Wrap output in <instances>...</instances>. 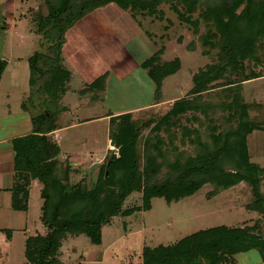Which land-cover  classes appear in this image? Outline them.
I'll return each instance as SVG.
<instances>
[{"label": "rangeland", "instance_id": "rangeland-1", "mask_svg": "<svg viewBox=\"0 0 264 264\" xmlns=\"http://www.w3.org/2000/svg\"><path fill=\"white\" fill-rule=\"evenodd\" d=\"M10 1L0 0V123L7 122L6 116L10 110L12 116L9 121L18 125L21 119L26 120L23 111L30 118L33 117L29 110L32 104L33 112L43 110L40 105L33 103L38 98L36 92L45 93L52 89L43 87V83L53 78L63 80L66 76L59 67L61 50L58 52L56 44L52 46L50 40L43 38V33L49 31L44 21L49 14L48 5L54 4L50 3L54 0H14V4ZM227 7L235 8L233 13L230 12L231 17L225 15ZM107 8L109 10L103 11L101 18L111 20L110 28L116 36L124 30L152 35H136L132 44L139 46L142 39L144 44L140 46L141 50L132 49L131 52L136 57L138 54L151 58L150 52L157 51L158 56L153 61H157L160 72L154 74L157 77L163 72L158 99L162 97L164 101L156 108L120 116L113 122L114 128H110L108 121H104L83 124L63 134L61 132L62 143L57 159H60V163L69 164L79 161L82 164L77 165L80 167L79 173L85 171L83 175L77 173L71 176L77 180L75 182H85L88 188L94 186L98 174L110 157L119 153V148L112 143V134L123 137L136 132L139 135L136 156L141 171L148 160L144 152L148 155L157 154L152 148L154 146L159 145L163 154L157 159L159 163L163 158L172 156L171 153L189 151V145H181L180 128L186 126L197 135L210 128V118L206 119L199 111L191 110L177 119L171 118V121L161 124L160 130L155 132L156 124L165 119L179 99L198 103L202 98V104L204 101L217 103L222 98V103H229L223 91L240 85L243 100L252 104L249 117L258 122L264 119V77L255 78L264 75V0H180L176 10L163 3L152 15L130 8L117 10L116 5ZM120 11L123 12L121 17ZM241 14L243 17L239 18ZM255 15L260 18H254ZM25 19L33 32L26 30L28 26L22 22ZM16 23L19 24L18 28L13 31ZM68 24L64 19L57 24L53 32L59 35L58 38L68 30ZM137 26L141 28L138 30ZM51 41L57 43V39ZM200 71H209V75L197 83L194 76ZM151 85L155 94L156 85L153 80ZM146 97L142 95V98L148 99ZM73 111L71 115L65 114L66 119H81L83 114L78 111L74 115ZM230 111H217L214 116L210 115L211 120L218 121L221 115L226 116ZM92 112H96V108ZM50 118L54 120L52 116ZM256 135L258 137L260 132L254 133L250 144L248 141L250 156L254 155L251 157L252 162L264 168V155H261L263 149L256 148L264 144V140L259 137L256 139ZM146 138H149V143L145 144L144 150ZM109 139L111 145L106 150ZM53 142L56 143L55 140ZM57 170L59 173L58 167ZM164 173L165 169H162L157 179ZM53 176H57V171L52 174V179ZM261 182H264V175ZM21 185L25 183L21 182ZM111 187L107 182L106 188ZM211 190V186L205 185L194 195L170 204L163 198H154L149 210L143 208L141 194L134 193L126 199L122 209L125 211L139 206L135 209L139 211L130 216L120 214L111 218L110 223L101 229L100 245H92L84 235L64 240L56 264H142V252L146 247L170 246L193 233L219 226L252 227L257 222L260 226L259 236L264 238V208L254 198L251 184L243 181L208 196ZM259 190L264 198V184L260 183ZM35 193L36 188L30 207L26 203L24 209L13 207V193L10 197L0 194V230L12 232L10 249L1 245L0 259L8 264H28L24 256L25 238L31 235L45 236L48 232L39 218L43 200ZM1 234L4 235L3 232ZM233 261L231 259L230 264H264L257 250L237 254Z\"/></svg>", "mask_w": 264, "mask_h": 264}, {"label": "trees", "instance_id": "trees-1", "mask_svg": "<svg viewBox=\"0 0 264 264\" xmlns=\"http://www.w3.org/2000/svg\"><path fill=\"white\" fill-rule=\"evenodd\" d=\"M179 2L180 0H54L50 2L54 4L48 5L49 14L44 21L45 28L49 31L43 33V38L50 40L52 46L56 44L59 52L62 38H58L59 35L53 31L63 19L69 23L66 27L69 28L86 14L110 3L122 10L130 8L152 15L163 3L176 10ZM225 10H227L225 15L230 16V12L233 13L235 8L227 7ZM241 17L242 14L239 18ZM256 17L260 18L259 15H255L254 18ZM64 32L61 33L62 36ZM54 39H57V43L51 41ZM157 56L158 53L141 64L142 68L147 69L150 79L155 82V101L159 100L161 94L163 73L157 77L154 74L160 72L157 61H153ZM209 71L198 72L194 76L195 82L203 81L209 75ZM39 73L41 74L40 71ZM59 81L61 80L57 78L47 80L43 87H56ZM240 87L236 85L223 91L224 98L229 103H222V98L217 103L204 101L202 104H200L202 98L198 103L194 101L188 103L186 99L177 100L172 111L156 124L155 132L160 130L161 124L168 123L171 118L177 119L191 110L199 111L206 119L209 117L210 128L205 133L197 135L186 126H182L181 145L187 144L191 149L171 153L172 156L163 158L159 163L157 159L163 154L159 145L154 146L152 148L157 154L148 155L144 152L148 160L142 171L136 156L139 135L136 132L123 137L112 134V143L119 148V153L110 157L92 188H88L85 182L80 184V181H72L71 176L79 173L80 167L74 168L71 164L60 163L57 159L59 149L47 136L53 128L49 122L50 118L42 112L32 117V133L13 140L12 145L15 157L25 165L26 185L30 180H38L43 185L41 189L43 202L39 218L48 232L45 236L31 235L25 238L26 263L56 264L62 242L69 238L84 235L92 245H100L101 229L110 223L111 218L120 214L130 216L139 211H135L139 206L125 211L122 209L126 199L134 193L141 194L142 206L149 210L151 200L154 198H163L170 204L194 195L205 185L211 186L212 190L208 196H212L245 181L252 185L254 198L264 208V198L259 190L260 183L264 184L261 182L264 168L251 161L248 145L253 132L264 131V119L259 123L249 117L248 112L252 104H247L243 100ZM224 110L231 111L226 116L221 115L218 121L211 120L210 115L214 116L215 112ZM185 121L187 122V118ZM148 143L149 138H146L143 143L144 150L145 144ZM162 169H165V173L157 179ZM54 171H57V176H53L52 179ZM83 173L85 174V171L82 170L79 174ZM107 182L111 188H106ZM27 199L28 190L25 185L16 184L13 188V207L26 208ZM259 231L260 226L257 222L252 227L219 226L201 230L170 246L144 248L142 264H230L235 255L249 250H257L264 262V238L259 236ZM3 232L6 239L10 240L12 232ZM2 264H5V261H2Z\"/></svg>", "mask_w": 264, "mask_h": 264}, {"label": "crops", "instance_id": "crops-1", "mask_svg": "<svg viewBox=\"0 0 264 264\" xmlns=\"http://www.w3.org/2000/svg\"><path fill=\"white\" fill-rule=\"evenodd\" d=\"M10 2L14 4V0ZM110 5L115 6V4L110 3L104 8L101 7L102 9H96L86 14L63 33L59 67L63 70L66 78L59 81L58 85L49 92H36L35 96L38 95V98H35L33 103L34 105H40L43 110L35 113V111L33 112V104L29 106L33 117L42 112L45 116L54 118V120L50 118L49 122L53 128L47 136L52 141L55 140V145L58 149L62 143L61 134L67 130L76 129L83 124H94V122L104 121H108L109 127L113 126L114 128L113 122L118 120L120 116L156 108L159 103L164 101L162 97L155 101L151 79L148 76L147 69L141 66L149 57L146 55L138 56L137 53L136 57L131 52L132 49L141 50L140 46L144 44L143 39L139 46L132 44L136 35L138 36L140 33L148 34L149 37L152 35L147 32H126L124 30V32H119L116 36V33L112 32L110 28L112 26L110 24L111 20L101 18L103 11L109 10L107 7H111ZM117 10H119L118 7ZM120 13L121 17L123 12L120 11ZM120 20L123 21L122 18ZM22 22H25V26H28L26 29L27 31L29 30L28 32H33L26 19ZM123 24L126 27V24ZM18 25L17 23L13 25V31H16ZM139 27L137 26L138 30L141 28ZM150 53L151 56L155 54L154 52ZM261 77H264V75L255 76V78ZM255 78H252V80H256ZM143 94L148 99L142 98ZM81 98L83 99L80 101ZM21 108H23L22 105ZM94 108H96V112H92ZM72 111L74 115L78 111L81 112L83 114L81 119L78 121L66 119L65 114L69 113L71 115ZM100 112H103L102 115H100ZM22 115L26 120L21 119L20 124L16 125L14 122L9 121L12 113L8 110L7 122L0 123V194L10 197L14 186L16 184L21 186V182H24L28 190L27 203L28 207H30L34 188H36V196H41L42 184L38 180H30L28 185H26L25 165L15 157L12 145L13 140L29 135L33 131V124L28 113L25 114V111H23ZM256 132H260L258 137L264 140V131ZM254 133L250 135L249 144L253 141ZM108 142L110 143H107L106 150L109 149L108 145H111L110 139ZM257 147L258 149H263L261 152L263 156L264 144H259ZM252 156L254 155H251L250 159ZM58 160L61 162L60 159ZM80 163L79 161L70 162L74 168L77 165H82ZM72 179L73 182L77 181L74 180L75 178ZM9 203L11 202L9 201ZM2 232L0 230V257L1 245L10 249L12 239L11 235V239L7 240L6 234L3 232V235L1 234ZM0 264H2V258L0 259ZM5 264L8 263L5 262Z\"/></svg>", "mask_w": 264, "mask_h": 264}, {"label": "water", "instance_id": "water-1", "mask_svg": "<svg viewBox=\"0 0 264 264\" xmlns=\"http://www.w3.org/2000/svg\"><path fill=\"white\" fill-rule=\"evenodd\" d=\"M1 56V55H0ZM107 175V171H105V176Z\"/></svg>", "mask_w": 264, "mask_h": 264}, {"label": "built area", "instance_id": "built-area-1", "mask_svg": "<svg viewBox=\"0 0 264 264\" xmlns=\"http://www.w3.org/2000/svg\"><path fill=\"white\" fill-rule=\"evenodd\" d=\"M118 155V153H116Z\"/></svg>", "mask_w": 264, "mask_h": 264}]
</instances>
